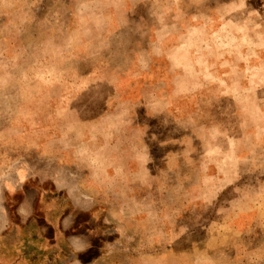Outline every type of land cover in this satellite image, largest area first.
<instances>
[{"label": "rangeland", "instance_id": "rangeland-1", "mask_svg": "<svg viewBox=\"0 0 264 264\" xmlns=\"http://www.w3.org/2000/svg\"><path fill=\"white\" fill-rule=\"evenodd\" d=\"M0 264H264V0H0Z\"/></svg>", "mask_w": 264, "mask_h": 264}, {"label": "crops", "instance_id": "crops-1", "mask_svg": "<svg viewBox=\"0 0 264 264\" xmlns=\"http://www.w3.org/2000/svg\"><path fill=\"white\" fill-rule=\"evenodd\" d=\"M16 211L19 212L20 215H23V218H26L28 216V214H30V212H31V203L30 202L28 203L27 200L23 201L22 204L18 203ZM70 243H71V246L74 247L75 249L79 248V246L77 247V245L75 243H73V242H70Z\"/></svg>", "mask_w": 264, "mask_h": 264}]
</instances>
